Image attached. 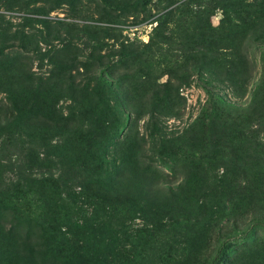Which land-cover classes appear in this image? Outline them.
Returning a JSON list of instances; mask_svg holds the SVG:
<instances>
[{
  "label": "rangeland",
  "instance_id": "rangeland-1",
  "mask_svg": "<svg viewBox=\"0 0 264 264\" xmlns=\"http://www.w3.org/2000/svg\"><path fill=\"white\" fill-rule=\"evenodd\" d=\"M217 1L0 0V141L32 140L25 148L47 163L28 169L23 151L7 149L15 171L0 166V232L34 243L86 216L102 223L90 246L102 264H210L217 239L264 220V0H242L260 28L242 40L237 72L221 75L205 64V42L194 44L218 24ZM130 50L151 73L140 116L125 100L130 69L144 77L139 57L122 61ZM22 121L40 123L39 141ZM64 142L67 156L50 166ZM127 148L132 163L115 182ZM217 264H264V231L227 244Z\"/></svg>",
  "mask_w": 264,
  "mask_h": 264
},
{
  "label": "trees",
  "instance_id": "trees-1",
  "mask_svg": "<svg viewBox=\"0 0 264 264\" xmlns=\"http://www.w3.org/2000/svg\"><path fill=\"white\" fill-rule=\"evenodd\" d=\"M216 3V6H213L212 9L214 10L218 8L220 10V19L218 24L216 26H212L210 23L207 24L205 40L202 39L201 34L198 33L194 35V44L199 47L202 42H205L207 48L205 64H207L209 70L213 74H234L237 72V62H239V59L242 56L238 51L242 40L248 36L250 38L252 36L255 40V33L260 27L254 22V19L256 18L252 16L250 12H246V9H243L251 7V3H246L242 0H218ZM146 4L147 3H144V5ZM180 6H183L185 11L190 12L189 9H186L188 8L186 7V4L180 2L178 4V8ZM133 7L136 6H130L128 8ZM245 12L246 15L243 18ZM242 14L243 16H241ZM157 27L153 30L154 36L149 39L150 43L148 44V52L150 58L155 57L158 41L161 40L160 30ZM155 32L157 33L155 34ZM146 45L144 48L147 47ZM134 52L135 51L133 50L125 51L123 53L120 51V57L122 61L130 63L131 61H135V59L132 58L139 57L136 58L138 59V63L133 62V64L137 68L135 70L144 73V77L134 76V69H130V74H128L124 82L127 89V94L125 96L126 106L134 115L140 116L143 112H148L149 110V108L146 109V107H142L143 105L136 106V104L141 100L143 101V98L147 96L146 91L149 87H145L146 77L150 78L151 73L147 69L145 70L142 68L143 63H147L145 56L142 55L141 57L142 52ZM203 58L204 56H202L200 52L194 55L193 61L195 67L199 65V62ZM135 86H140V88ZM151 95L154 96L155 94L152 92ZM28 114L29 112L25 116H29ZM21 125L28 134L32 133V135H37L36 140L39 141V136L43 133V128L39 126L40 123L22 121ZM56 127L59 128V126ZM20 139L22 138L18 135H12L8 141H0V160L3 161V164L0 166L3 167L4 170L8 171L9 174L14 173L15 161L9 159L7 154V149L11 148L12 150L16 149L18 152L20 150L23 151V155L25 156L23 159H26L27 163L25 165L28 169L44 167L47 163L45 164L43 159H38V156L33 149L25 148V145L31 144L32 140L25 142V145H23ZM33 143L34 142H32V144ZM68 144L69 143L64 142L59 146L54 145L49 149V151L52 152L56 158L55 163L50 162V166H58V164L62 163L63 158L67 156L64 154ZM128 144H130L131 149L139 148L138 143L133 139L128 140ZM34 145L39 144L34 143ZM131 149H125L126 152L121 155L120 167L115 168V173L117 174V177H119L116 178L117 180L115 182L120 181L125 177L122 175L123 172L126 171V169L123 170L125 164L132 163L131 156L133 155L129 152ZM35 160L36 162L34 163ZM80 170L81 173L84 174V178H82V180H85L88 176L89 168L86 165ZM29 181L30 183L33 182L31 179ZM128 183H131V181ZM49 185V183H43L40 185V188ZM88 186L89 185L82 181V184L80 183V186H78L79 191L75 192V194L80 193V189L82 188L83 190V187L87 189ZM116 191L119 192V189ZM52 213L55 212L52 211ZM85 218L87 219L90 217L85 216ZM85 218L83 216L82 219H80V227L78 224L70 223L65 220L63 221V225L59 226V228L55 227L47 234L43 233V235H38L36 242L34 243L29 241L28 233H26L24 239L21 240L20 237H17L18 235L16 233L12 235L10 231L7 233L0 232V264H102V262H98V256L95 251L90 248L91 245L93 246L94 243L98 241V237L95 235H101L104 233L102 223H98L91 227L90 224L87 223L89 220H85ZM53 221L54 219H51V223H49V225L54 223ZM256 230L264 231L263 219L248 221L246 227L237 236L226 235L223 239H217L215 243L214 256L212 257L210 264H217L223 256L224 248L227 244L234 242L237 239L245 238ZM122 235H124L123 232ZM126 238L127 236H124L120 238L119 241H125ZM52 245L55 246L56 250L51 248ZM115 250L118 253L116 259L123 260L127 249L124 250L122 246H118V249ZM128 251L129 250H127V252Z\"/></svg>",
  "mask_w": 264,
  "mask_h": 264
}]
</instances>
